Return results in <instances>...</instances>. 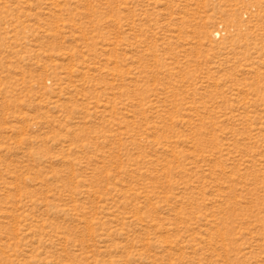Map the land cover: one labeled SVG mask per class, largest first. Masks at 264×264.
<instances>
[{
    "label": "rangeland",
    "instance_id": "rangeland-1",
    "mask_svg": "<svg viewBox=\"0 0 264 264\" xmlns=\"http://www.w3.org/2000/svg\"><path fill=\"white\" fill-rule=\"evenodd\" d=\"M0 264H264V0H0Z\"/></svg>",
    "mask_w": 264,
    "mask_h": 264
}]
</instances>
